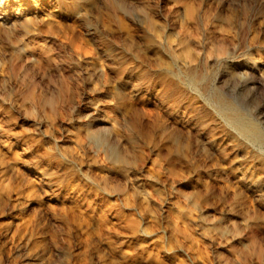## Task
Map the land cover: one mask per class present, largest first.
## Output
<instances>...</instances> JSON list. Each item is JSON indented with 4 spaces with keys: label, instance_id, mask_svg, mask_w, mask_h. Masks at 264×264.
Segmentation results:
<instances>
[{
    "label": "rangeland",
    "instance_id": "374dc122",
    "mask_svg": "<svg viewBox=\"0 0 264 264\" xmlns=\"http://www.w3.org/2000/svg\"><path fill=\"white\" fill-rule=\"evenodd\" d=\"M216 95L264 136V0H0V264H264V143Z\"/></svg>",
    "mask_w": 264,
    "mask_h": 264
},
{
    "label": "bare ground",
    "instance_id": "6f19581e",
    "mask_svg": "<svg viewBox=\"0 0 264 264\" xmlns=\"http://www.w3.org/2000/svg\"><path fill=\"white\" fill-rule=\"evenodd\" d=\"M152 66L154 69H156V66H154V65H152ZM184 76L189 81H193L192 72H186V73H184ZM158 82L159 83L164 82V77L162 75H160V77H158ZM120 84H121L120 87H128L130 90V93L135 97L136 96L139 97V95H141V93L143 94L142 87H140V85H137V83L134 81V76H133L132 72L127 73L125 80ZM167 89H168V87H167ZM162 98H163V96H162ZM182 98H183V91L179 85L177 87V89L172 91L167 96L166 99L163 98V100L161 99L160 102L163 105V107L165 106L167 108H170L174 113H180L184 118L187 119L186 121L188 123H191V124H193L194 127H196V130L199 133H201V134L205 133L204 132L205 126L202 125L201 123H198V124L196 123V120H197L196 107L192 103L183 102ZM143 100H144V98H143ZM214 101H215V105L219 109V111L222 112L228 118L230 123L235 127V129L238 131V133L240 135L248 138L249 140H251L255 143H259V144L264 143V136L261 134V132L258 130V128L254 124H252V122H250L245 116L239 114L233 104L226 101L220 95H216ZM153 127H154L155 131L153 134H151L149 132L148 126H144V125L139 126V130H140V133L142 134L143 138L147 141H151V140H153V138L158 137L160 140V142H159L160 146L158 148L166 147V160H167V162L177 166L178 168H180V170L182 169V170H187V171L191 172L192 165L188 161L189 159L186 160L184 157L172 152V150H171L172 143H170V139L167 136L165 128L162 125H158L157 123L154 124ZM236 152H237V150H236ZM177 167H175V168H177ZM259 224L264 226V221H260Z\"/></svg>",
    "mask_w": 264,
    "mask_h": 264
}]
</instances>
